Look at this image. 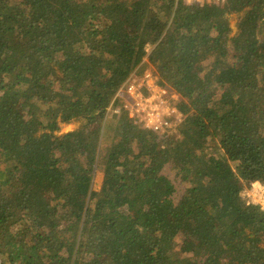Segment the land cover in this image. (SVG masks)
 Returning a JSON list of instances; mask_svg holds the SVG:
<instances>
[{"label":"trees","instance_id":"obj_1","mask_svg":"<svg viewBox=\"0 0 264 264\" xmlns=\"http://www.w3.org/2000/svg\"><path fill=\"white\" fill-rule=\"evenodd\" d=\"M147 64L181 136L105 120ZM257 181L264 0H0V264H264Z\"/></svg>","mask_w":264,"mask_h":264},{"label":"built area","instance_id":"obj_2","mask_svg":"<svg viewBox=\"0 0 264 264\" xmlns=\"http://www.w3.org/2000/svg\"><path fill=\"white\" fill-rule=\"evenodd\" d=\"M187 3L222 4L225 0H184ZM152 71L132 74L118 88L106 107V114L126 115L134 125L168 138L178 133L185 115L177 102L179 94L160 83ZM258 184V186H256ZM253 183L250 190L253 203L264 209V185Z\"/></svg>","mask_w":264,"mask_h":264},{"label":"rangeland","instance_id":"obj_3","mask_svg":"<svg viewBox=\"0 0 264 264\" xmlns=\"http://www.w3.org/2000/svg\"><path fill=\"white\" fill-rule=\"evenodd\" d=\"M239 15L238 14H232L230 16V25L232 27V31H231V35H234L236 34L238 31H239V25H238V22H239ZM151 46H148V49L147 51L150 52L151 50ZM145 70H149V71H152L156 76L157 74L154 72L153 68L150 66V65H146L144 67V71ZM139 74V73H138ZM158 78V77H157ZM105 120L107 119L108 121L107 122H110V121H113L115 120V118H117V116L115 115H112V114H105ZM82 123V120H79V121H73L71 123H64L62 124L61 126V129H60V133H64V132H67V131H72V130H75L77 129ZM180 131V130H179ZM179 131L177 134L175 135H180L179 134ZM209 142H211V144L213 145V142L210 141L209 139ZM102 167H97L95 169V174H94V181H93V189L95 190H98L99 187L101 186L102 184V180H103V172H102ZM163 171L164 173H166L170 179L173 180L174 184H175V187H176V190L173 194V199L177 202L179 201V199L181 198L182 196V193H183V189H184V185L181 183V180L179 177H175V170L174 168H172L169 164H167L164 168H163ZM258 182V181H257ZM257 182H254L255 184H257ZM263 185V184H262ZM258 186V184L256 185ZM253 187V184L252 186L247 190L244 189L241 194H242V197L243 199L247 200V201H252V197L249 196L250 195V190L252 189Z\"/></svg>","mask_w":264,"mask_h":264},{"label":"clouds","instance_id":"obj_4","mask_svg":"<svg viewBox=\"0 0 264 264\" xmlns=\"http://www.w3.org/2000/svg\"><path fill=\"white\" fill-rule=\"evenodd\" d=\"M260 183V182H259Z\"/></svg>","mask_w":264,"mask_h":264}]
</instances>
